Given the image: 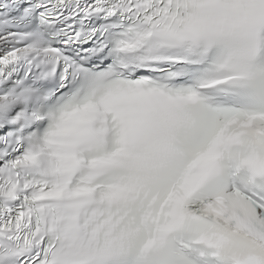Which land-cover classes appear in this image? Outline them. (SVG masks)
<instances>
[{
	"label": "snow or ice",
	"instance_id": "1",
	"mask_svg": "<svg viewBox=\"0 0 264 264\" xmlns=\"http://www.w3.org/2000/svg\"><path fill=\"white\" fill-rule=\"evenodd\" d=\"M0 264H264V0H0Z\"/></svg>",
	"mask_w": 264,
	"mask_h": 264
}]
</instances>
